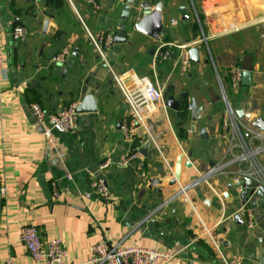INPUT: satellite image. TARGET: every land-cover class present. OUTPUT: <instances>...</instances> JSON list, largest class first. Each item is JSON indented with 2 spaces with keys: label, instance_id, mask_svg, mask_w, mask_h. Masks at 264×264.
<instances>
[{
  "label": "crops",
  "instance_id": "crops-1",
  "mask_svg": "<svg viewBox=\"0 0 264 264\" xmlns=\"http://www.w3.org/2000/svg\"><path fill=\"white\" fill-rule=\"evenodd\" d=\"M96 1L97 13L87 0H0L4 24L0 186L6 188V194L0 195V264L8 258L19 264H44L27 252L21 240V227L26 224L37 226L45 238H62L69 264H87L92 246L101 242L172 255L160 258L158 264H264V200L250 199L257 202L254 208L242 204V189L236 186L241 167L234 164L211 176L209 184L202 182L189 192L188 200L176 195L180 185L193 180L198 171L205 173L230 158L223 137L226 105L219 79L233 110L244 111L243 118L236 113L242 123L259 129L255 122L264 121V72L260 69L264 33L253 26V12H264V0H153L163 3L166 32L162 38L189 43L204 32L209 52L205 45H196L200 62L190 63L185 73L174 68L176 58L158 59L157 76L162 78L166 99L174 96L184 106V118L169 110L168 122L160 109L147 118L148 131L137 125L135 136L141 140L136 146L139 156L133 159L121 129L122 122L132 118L130 108L110 69L100 62L85 26L127 40L112 43L109 49L110 65L117 73L130 70L149 75L159 42L133 28L141 18L142 0H135L126 21L121 19L126 0ZM193 10L197 17L200 12V23ZM17 25L25 26L28 36L15 43L10 32ZM64 47L72 50L67 61L53 62ZM233 67L249 68L252 86L233 88L229 74ZM128 83L133 85L131 80ZM86 95L95 97L97 111L79 114L78 130L57 132L56 144L49 145L30 104L37 102L46 111L56 112L82 102ZM192 101L202 108L195 128ZM202 128L208 138H201ZM149 140L144 157L140 149ZM182 153L180 182L149 189L153 178H172L165 160L175 170ZM186 160L193 166L187 167ZM95 175L106 182L111 199L90 187ZM53 182L58 184V194ZM246 208L252 210L253 228L247 226Z\"/></svg>",
  "mask_w": 264,
  "mask_h": 264
},
{
  "label": "built area",
  "instance_id": "built-area-1",
  "mask_svg": "<svg viewBox=\"0 0 264 264\" xmlns=\"http://www.w3.org/2000/svg\"><path fill=\"white\" fill-rule=\"evenodd\" d=\"M87 3L93 13H97L100 10L98 1L87 0ZM171 23L175 25L177 21L171 20ZM85 29L99 59L110 69L114 83L123 93L125 101L130 108L132 118L124 120L121 124V129L124 133L125 141L130 145L131 158H137L139 156L138 149L132 148L136 137V126H141L148 131L147 118L160 109L165 113L166 119L169 122L165 87L160 85L156 72H154L153 76L138 75L135 72H130V70L117 73L110 65L109 60V49L113 43V35L106 31L92 32L86 26ZM3 32L4 24L0 11V72L4 70ZM10 36L15 43L23 42L27 39L28 30L25 26L17 25L12 28ZM154 37L159 42V45L156 49L153 63L155 64L159 57L163 59L170 57L172 50L162 52L164 46H169L176 51L174 68H179L183 73L187 72L190 66V48L196 47V45L203 41L207 44L208 41L205 35H203V38L189 43H166L162 41L160 34H155ZM71 54L72 50L64 47L53 56L52 61L55 63H65ZM242 73L243 70L240 67L230 69V83L233 88L240 87ZM129 80L133 82V85L128 83ZM219 80L223 100L226 105L223 121V137L226 140L227 154L230 158L213 165L205 173L198 171V176L195 179L185 185H180L176 195H182L187 200L189 199L188 196L191 190L198 187L202 182L209 184L208 178L223 173L226 168L234 164L242 168L240 170V180L252 178L264 185V131L245 125L238 119L236 112L227 100L221 79ZM79 104V102H72L56 112L46 111L37 102L30 104V109L40 124L42 134L49 145L54 146L56 144L57 132L75 133L78 130L79 114L77 108ZM190 109H192L191 106ZM149 137L155 146L159 148L150 134ZM178 145L180 147V143ZM165 164L169 174L173 178L174 168L166 160ZM52 185L54 194H58V184L53 182ZM90 187L102 198L111 199L112 193L106 182L99 175L92 177ZM5 194L6 188L4 185H1L0 195ZM217 195L223 201V196L218 193ZM245 212L247 214V226L248 228H253L252 210L246 208ZM20 237L27 252L38 262L43 261L44 264H69L67 262V247L62 238H45L42 236L40 229L32 224H26L21 227ZM212 240L220 252L218 243L214 239ZM171 257L172 255L166 251L144 248L137 245L123 246L121 243L101 242L92 246L91 256L87 264H158L160 258L169 259ZM4 264L19 263L12 258H8Z\"/></svg>",
  "mask_w": 264,
  "mask_h": 264
},
{
  "label": "water",
  "instance_id": "water-1",
  "mask_svg": "<svg viewBox=\"0 0 264 264\" xmlns=\"http://www.w3.org/2000/svg\"><path fill=\"white\" fill-rule=\"evenodd\" d=\"M135 0H126L125 8L122 13L121 19L123 21H126L128 18H130L131 13L133 12V8L135 7ZM139 9L141 10V18L133 25L134 30L146 35V36H154L155 34H160L163 36L166 32L164 28V24L162 22V10H163V3L158 2L156 4L153 3V0H142L141 4L139 6ZM185 8L183 7L181 12H184ZM184 18H188V16H185ZM46 21V25H47ZM119 28L124 29L125 24L120 23ZM127 40L125 38H122L118 35L114 36L113 43H120V42H126ZM190 53V62L191 63H199L200 62V50L196 47H192L189 50ZM176 51H171V58H175ZM241 84L245 87L252 86V73L249 68H244L241 78ZM167 107L169 110H172L175 112L176 116L178 114V111L181 108V104L179 101L175 100L174 96H170L167 99ZM97 111V101L94 96L92 95H86L82 102L78 105L77 112L78 114L81 113H94ZM202 111L201 107H198L195 101H192V115H193V128H195V124L201 120L200 112ZM237 115L240 118H243L245 116L243 110L236 111ZM257 128L264 131V121L262 119H258L255 124ZM200 136L202 139L208 138L207 130L205 128H202L200 130ZM151 146V141L149 140L141 149L140 153L147 157L149 153V148ZM185 158V155L182 153L179 155L177 159V164L175 167L174 177L167 180H160L159 178H153L149 181V189H152L156 187L157 185L164 183L169 186H174L175 184H178L181 180V163L183 159ZM187 167H192V163L189 160H186L185 162ZM196 176L193 177L195 179ZM237 187L242 189V192L240 194V198L242 201V204L250 203L251 207L254 208L255 204L257 202H249L252 198L260 197V199L264 200V185L260 184L255 179L252 178H244L242 180H239L236 184ZM236 218H239L237 215Z\"/></svg>",
  "mask_w": 264,
  "mask_h": 264
},
{
  "label": "rangeland",
  "instance_id": "rangeland-1",
  "mask_svg": "<svg viewBox=\"0 0 264 264\" xmlns=\"http://www.w3.org/2000/svg\"><path fill=\"white\" fill-rule=\"evenodd\" d=\"M260 11L259 10H255L253 13V15H254V18H256L254 21H256L255 23H254V28H256V29H259V33L262 35V33H264V12H262V13H259ZM256 13H258V14H256ZM193 14H194V16H195V18H196V20L200 23V21H201V14H200V12H199V17H197L196 16V10L194 11L193 10ZM261 18V20L259 21V19ZM198 23V24H199ZM203 35H205L204 34V32H203ZM203 35H202V38H203ZM261 35H260V39H261ZM206 36V35H205ZM207 38H208V36H206ZM201 39V38H200ZM208 42V41H207ZM202 45H205L206 46V49H207V51L209 52V50H208V43L206 44L204 41L201 43ZM253 55H254V53L251 55V59H252V57H253ZM170 58V57H169ZM100 62H101V60H100ZM191 63V62H190ZM175 69H178V68H175ZM260 69H261V72H264V64L260 67ZM179 70V69H178ZM154 72H157L156 74H158V66L156 65V63L154 64L153 62H152V70H151V73L149 74L150 76H153V74H154ZM158 77V76H157ZM160 79H162V78H159L158 77V81H159V83H160V85L162 86L163 84H162V80H160ZM217 80H218V78H217ZM218 84H219V82H218ZM220 90V89H219ZM220 96H221V98H222V100H223V95H222V93H221V91H220ZM225 103V102H224ZM66 107V106H65ZM169 112V111H168ZM169 116V115H168ZM169 120H170V117H169Z\"/></svg>",
  "mask_w": 264,
  "mask_h": 264
},
{
  "label": "trees",
  "instance_id": "trees-1",
  "mask_svg": "<svg viewBox=\"0 0 264 264\" xmlns=\"http://www.w3.org/2000/svg\"><path fill=\"white\" fill-rule=\"evenodd\" d=\"M162 41H163V42H166V43L169 42L167 37L162 38ZM166 50H172V51H173L174 48H171V47H169V46H164V47L162 48V52H165ZM161 58H162V57H159V60H160ZM159 60H158V61H159ZM183 110H184V106H182V107L180 108V110L178 111V115L176 116L178 119H179V118H181V119L184 118ZM140 140H141V137H137V138L135 137V142L132 144V148H133V149L136 148V146L139 145Z\"/></svg>",
  "mask_w": 264,
  "mask_h": 264
}]
</instances>
